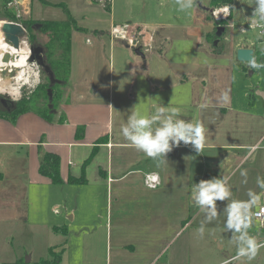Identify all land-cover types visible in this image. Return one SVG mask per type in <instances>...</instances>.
I'll return each instance as SVG.
<instances>
[{
  "label": "rangeland",
  "instance_id": "374dc122",
  "mask_svg": "<svg viewBox=\"0 0 264 264\" xmlns=\"http://www.w3.org/2000/svg\"><path fill=\"white\" fill-rule=\"evenodd\" d=\"M28 1L31 16L41 21L66 18L63 9L56 5L58 3L64 4L67 9L70 7L80 28L76 29L77 38L84 41L93 40L95 36L93 31H88L92 27L86 22L93 15L90 7L103 12L107 24L111 13L98 3L88 5V0H48L53 4L41 0ZM135 1L143 3L144 8L134 7L130 20L149 24L153 28L162 19L161 22L166 23L162 30H169L170 41L178 48L184 46L187 30H209L207 41L214 48L216 25L225 27L216 46L220 54L228 50V41L255 51L264 47V36L258 35L257 30H246L248 19L257 20L252 15L253 0H232L230 17L222 21L213 17L210 0H200L201 4L195 5L203 18L193 14L195 7L181 11L177 0ZM122 7L118 8L122 11ZM171 9L178 11L176 18L172 16ZM161 11L164 12L163 18L158 17ZM84 15L88 16L86 21L82 18ZM24 18L29 19L25 15ZM105 26L106 22L103 23ZM33 30L35 43L44 44L48 40L38 27ZM106 48L107 54L105 47L101 52L108 60V44ZM175 54L179 59L176 51ZM217 60L229 70L228 85L233 92V107L238 111L215 120L221 122L220 130L216 136L212 134L205 139L201 153L194 148L175 147L166 155L168 163L160 168H156L150 158L139 165L131 164L132 168L142 166L154 169L163 180L153 190L145 187L142 173L130 174L126 180L134 178L135 186H126L131 193L127 196L123 194L122 200L116 199L115 184L113 189L109 187L107 190L103 186L95 191L91 189L93 187H84L76 199V188L68 185L62 189L61 186H50L49 198L42 202H36V197L29 194L32 203L28 204V211L31 212H28L27 221L0 222V264H223L225 258L234 255L233 233L224 227L223 209L228 201H217L219 214L205 224V233L201 237L197 229L203 214L191 201L190 189L201 179L229 176L233 198L247 200V193L252 190L262 197L261 204L264 203V190L256 183L258 176L264 178V143H260L259 148L249 155V147L262 140L258 135L264 128V106H258L253 99L259 98L257 90L264 91V68H250L253 60ZM201 63L204 72H208V67L213 71L215 69L214 72L224 69L222 65L217 68L214 60ZM29 64L34 66L37 76H31L29 83H23L24 86L20 84L19 99L28 96L39 83L47 81L48 74L43 68ZM172 68L176 73L183 71L187 76L193 73L188 62L176 63ZM4 76L10 77L9 72ZM0 96H7L14 102L19 100L10 94L0 93ZM54 98L55 101L59 99ZM127 150L135 154L138 152L134 148ZM241 171L247 172L246 183ZM85 194L88 197L86 201L83 200ZM91 196L94 199L89 200ZM73 211L75 220L67 219L68 215L73 217ZM258 225L253 219L249 229L251 235L259 228Z\"/></svg>",
  "mask_w": 264,
  "mask_h": 264
},
{
  "label": "crops",
  "instance_id": "0c3cea01",
  "mask_svg": "<svg viewBox=\"0 0 264 264\" xmlns=\"http://www.w3.org/2000/svg\"><path fill=\"white\" fill-rule=\"evenodd\" d=\"M45 2L53 4L48 0ZM93 3H98L103 8L102 2L88 0V5ZM196 4H201L200 0ZM120 5H123L122 11L118 8ZM134 7L144 8V5L135 0H111L107 24L103 12L91 6V20L86 21V15L82 18L91 25L92 30L88 31H93V40H78L77 31H71L70 74L51 121L30 111L19 114L13 122L0 118L1 223L27 221L28 204L32 203L29 194L36 197V202H42L49 198L50 186H61L60 189L66 185L75 187V199L84 187H93L91 189L95 191L103 186L107 190L109 187L113 189L114 184L117 200H122L123 194L130 195L131 190L127 191L129 188L126 186H135V179L126 180L128 175H144L148 171H156L148 169L149 167H130L131 164L139 165L147 159L142 152L135 154L127 150L132 147L128 146L119 132L120 124L132 107L151 109L152 104L159 99L158 102L165 106L177 107L181 118L193 122L202 121L205 139L218 134L221 122L215 120L238 111L233 107V92L228 85L229 70L217 59L225 58V62L236 60L239 45L227 40L228 50L220 54L207 41L209 30H187L183 39L184 46L178 48L170 41L169 30H162L166 24L161 22L162 19L153 28L146 23L132 22ZM194 7L193 14L203 18L199 9ZM13 8L16 10V19H25V15L36 20L31 16L28 0H17V5ZM177 13V10L171 9L175 18ZM158 17L163 18L164 12H159ZM105 22L106 26L103 27ZM122 23L144 32L141 48H132L121 42L120 45L119 41L110 37L111 26ZM107 44L108 60L105 56ZM103 47L105 54L101 52ZM135 49L140 53H136ZM175 51L179 59L176 58ZM207 59L212 62L214 60V63L217 61L216 67L222 65L224 69L214 72L215 69L213 71L208 67V72L202 71L201 62L208 61ZM185 62L192 65L193 73L187 76L183 71H173L172 67L176 63ZM26 70L32 76L36 71L32 64ZM182 76L185 78H180ZM256 92L259 98L253 99V102L262 107L264 91ZM202 104L207 106L201 108ZM61 114L66 119L63 123L58 121ZM78 127H82L79 137L76 135ZM258 136L259 139L264 138V128ZM182 147L193 148L190 144L181 143L179 148ZM44 152L59 157V171L63 181L61 184H54L47 176L39 173L40 157ZM70 176L78 182L69 183ZM160 176L162 184V175ZM87 198L85 194L83 200L86 201ZM92 198L93 196L89 200ZM75 217L73 211V217L68 215L67 219L75 220ZM258 227L252 235L258 241H264V227ZM234 264H246V261L237 260ZM251 264H264V248L260 249Z\"/></svg>",
  "mask_w": 264,
  "mask_h": 264
},
{
  "label": "clouds",
  "instance_id": "9594fccd",
  "mask_svg": "<svg viewBox=\"0 0 264 264\" xmlns=\"http://www.w3.org/2000/svg\"><path fill=\"white\" fill-rule=\"evenodd\" d=\"M196 3L197 0H177L181 11L192 9ZM253 4L252 15L257 18V22L264 21V0H253ZM231 7V5L225 6L224 13H230ZM249 67L264 68V62L253 60ZM15 99H19V95ZM158 100L152 104L151 109L131 108L119 127L123 140L127 142L128 146L150 158L156 168L168 163L167 153L171 152L173 148L179 147L181 143L190 144L197 153H201L205 146L203 122L185 120L181 118L177 107L165 106ZM206 106V104H202L201 108ZM260 143H264V138L256 145L249 147V155L259 148ZM241 176L245 177L243 182L246 183L247 172L241 171ZM229 179V176L212 177L201 179L192 184L191 201L198 208L199 213L203 214V220L197 231L203 237L205 224L216 219L219 214L217 201H228L223 209L225 213L224 227L226 231L233 233L231 242L235 247V255L225 258L223 264H234V261L237 260L251 264L257 258L260 249L264 248V241H258L255 236L249 233L254 217L264 215V205L261 204L262 197L249 190L247 200L233 198ZM256 183L260 189L264 190V178L258 176ZM144 184L145 187L155 190L161 184L159 172L145 173ZM258 207L260 211L254 212L253 209Z\"/></svg>",
  "mask_w": 264,
  "mask_h": 264
},
{
  "label": "trees",
  "instance_id": "16d2710c",
  "mask_svg": "<svg viewBox=\"0 0 264 264\" xmlns=\"http://www.w3.org/2000/svg\"><path fill=\"white\" fill-rule=\"evenodd\" d=\"M41 1L45 2L44 0ZM7 2L8 0H0V18L19 22L25 28L27 40L30 44L42 47L44 62L51 69L55 83L51 84L49 77H46V82L39 83L28 96L15 101L13 107L10 109H7L2 104V96H0V118L10 119L13 122L19 114L30 111L51 121L59 104V102L56 104V101H60L63 97V88L66 86L70 74V34L72 29L76 30L80 28L77 27L74 18L62 3L56 5L61 7L66 13L65 20L36 21L30 18L16 19L15 9L8 7ZM210 2L213 8L224 4H231L232 0H210ZM103 7L106 10H110L111 0H105ZM37 27L40 32L46 34L48 37V40L44 44L35 43L33 28ZM216 38L217 36L214 39ZM253 60L264 62V47L258 51L254 50ZM56 87H58L57 91H55ZM55 96L59 98L56 101ZM65 120L64 115L61 114L58 120L59 123H63ZM81 134L82 127H78L76 135L79 137ZM59 163L57 155L44 152L40 157L39 173L47 176L54 184H61L63 181L60 176ZM75 181L77 180L71 176L68 178L69 183H74Z\"/></svg>",
  "mask_w": 264,
  "mask_h": 264
},
{
  "label": "water",
  "instance_id": "95a60500",
  "mask_svg": "<svg viewBox=\"0 0 264 264\" xmlns=\"http://www.w3.org/2000/svg\"><path fill=\"white\" fill-rule=\"evenodd\" d=\"M216 31L215 35L217 36L216 40H214V45H217L219 38L222 36V34L225 31V27L221 25H216ZM0 31L3 35V41L7 43L9 46L14 47L16 50L20 49L21 44L25 41V43L29 47V56H28V62L34 63L37 67H41L44 69V71L48 74L49 80L51 84L55 83V79L53 76V73L51 69L45 64L43 59V49L40 46H34L28 43L27 41V35L25 28L17 22H12L9 20H2L0 25ZM136 53H140L138 49H135ZM18 55V53H14V56L12 57V54L9 52H5L2 61L7 62L12 57L13 59ZM236 59L238 61L242 62H250L253 60V49L247 48V47H239L236 49ZM8 69L6 67H3L1 70V76L5 77L4 75L8 73ZM15 69H12L9 72L10 77H13L15 74ZM9 77V76H8ZM2 104L7 108L10 109L13 107L14 101L7 98V96H2L1 98Z\"/></svg>",
  "mask_w": 264,
  "mask_h": 264
},
{
  "label": "built area",
  "instance_id": "2783aa9c",
  "mask_svg": "<svg viewBox=\"0 0 264 264\" xmlns=\"http://www.w3.org/2000/svg\"><path fill=\"white\" fill-rule=\"evenodd\" d=\"M92 1L102 2L103 4L105 0H92ZM16 5H17V0H12V1L10 0L7 3L8 7L10 6L15 7ZM229 5L230 4H224L213 7L211 9V13L215 18V20L222 21V20H227L230 17V13L225 14L223 11L225 6H229ZM0 21L2 22V20ZM12 22H17V21H12ZM246 26H245L246 30H257V32L259 33L258 35L264 36V21L257 22V20L255 19H248ZM109 34L113 40L120 41L129 47L141 48L143 46L142 36L144 35V32L142 30H138L137 28L131 27L130 24L127 23L113 24L109 30ZM262 205H264V203ZM256 211H260V208L258 207L256 210H254V212ZM55 212H57V210H55ZM254 219L258 222L260 226L264 227V215H261L260 217H254Z\"/></svg>",
  "mask_w": 264,
  "mask_h": 264
},
{
  "label": "bare ground",
  "instance_id": "6f19581e",
  "mask_svg": "<svg viewBox=\"0 0 264 264\" xmlns=\"http://www.w3.org/2000/svg\"><path fill=\"white\" fill-rule=\"evenodd\" d=\"M1 25V21H0ZM5 52H9L14 56V53L18 55L13 59L12 57L7 62L2 61V57ZM29 47L25 41L21 44L20 49H15L9 46L3 41V35L0 31V93L7 95L17 96L19 93L20 84L29 83L30 77L32 76L26 69L29 68L28 62ZM6 67L8 72L15 69L16 73L13 77H2L1 70ZM32 71V70H31ZM37 76V72H34V77ZM14 80V82L12 81Z\"/></svg>",
  "mask_w": 264,
  "mask_h": 264
}]
</instances>
